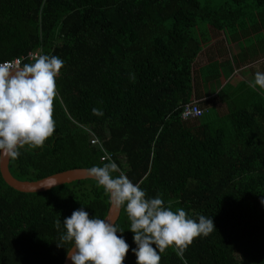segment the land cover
Wrapping results in <instances>:
<instances>
[{"label": "trees", "instance_id": "16d2710c", "mask_svg": "<svg viewBox=\"0 0 264 264\" xmlns=\"http://www.w3.org/2000/svg\"><path fill=\"white\" fill-rule=\"evenodd\" d=\"M249 12L264 26V0H0V63L64 61L55 130L9 159L11 175L35 182L110 158L148 198L213 220L183 259L169 247L160 264H264V89L232 76L253 41ZM232 45L242 52L215 59ZM187 103L202 114L184 118ZM109 206L94 180L24 194L0 175V264H63L71 245L57 246L55 222L81 207L104 219ZM115 224L130 246L123 264H136L123 208Z\"/></svg>", "mask_w": 264, "mask_h": 264}, {"label": "clouds", "instance_id": "9594fccd", "mask_svg": "<svg viewBox=\"0 0 264 264\" xmlns=\"http://www.w3.org/2000/svg\"><path fill=\"white\" fill-rule=\"evenodd\" d=\"M63 65L58 56L43 54L33 57L30 63H0V157L18 159L20 148L42 147L52 136L56 79ZM251 86L264 89V72L255 73ZM87 174L103 188L112 206L124 209L129 231L134 234L136 264H160L158 253L169 247L183 259L195 238L216 230L212 218L199 215L197 222L183 208L174 211L166 206L159 195L148 198L140 184H134L110 158L102 166L87 169ZM260 202L264 204V199ZM61 223L64 231L57 246L71 245L66 255L72 264H123L130 246L122 235H117L124 230L111 219L90 218L81 207L63 222L57 220L58 230Z\"/></svg>", "mask_w": 264, "mask_h": 264}, {"label": "crops", "instance_id": "0c3cea01", "mask_svg": "<svg viewBox=\"0 0 264 264\" xmlns=\"http://www.w3.org/2000/svg\"><path fill=\"white\" fill-rule=\"evenodd\" d=\"M262 15V13L255 12L254 14H247L245 15V18L243 20V23H241L242 26L249 27L252 26L255 28L254 30H251L250 37L253 39L252 43L247 46L242 52L240 48L237 45H232V48H230V52L224 53L223 56L215 58V59H221L224 58H230L231 55H236L240 52H242L246 58L245 64L242 67H234L233 66V75L235 77L241 78L245 83H248L250 86L254 83L255 79V73L256 72H264V26L261 24L259 20L254 19L255 16ZM256 36H259L258 39H256ZM204 54L202 55L203 58ZM223 58V59H224ZM208 60V57H207ZM242 60V59H241ZM252 87V86H251ZM259 86H256L257 88ZM259 89H261L259 87ZM262 90V89H261ZM199 95H207L206 91L203 89V87L197 90ZM212 98L214 95L211 96ZM210 106L217 111H221L220 109H224L225 106L223 103L221 104H213L211 103ZM220 115L223 113L219 112Z\"/></svg>", "mask_w": 264, "mask_h": 264}, {"label": "water", "instance_id": "95a60500", "mask_svg": "<svg viewBox=\"0 0 264 264\" xmlns=\"http://www.w3.org/2000/svg\"><path fill=\"white\" fill-rule=\"evenodd\" d=\"M10 158L0 157V175L4 183L11 189L24 194H36L46 192L52 188L70 184L82 180H94L87 174V169H72L53 174L35 182L20 181L15 179L9 172L8 164ZM95 181V180H94ZM120 215V208H116L110 204L105 218L111 219L114 223L117 222ZM104 218V219H105ZM63 264H72L71 260L64 258Z\"/></svg>", "mask_w": 264, "mask_h": 264}, {"label": "built area", "instance_id": "2783aa9c", "mask_svg": "<svg viewBox=\"0 0 264 264\" xmlns=\"http://www.w3.org/2000/svg\"><path fill=\"white\" fill-rule=\"evenodd\" d=\"M192 104H187L184 105L183 108V117H192V116H197V115H201L202 111L198 109V107L196 106H192ZM195 107V108H194ZM90 135H91V144L93 145H98V140L94 137V135L89 131ZM99 147V145L97 146Z\"/></svg>", "mask_w": 264, "mask_h": 264}, {"label": "bare ground", "instance_id": "6f19581e", "mask_svg": "<svg viewBox=\"0 0 264 264\" xmlns=\"http://www.w3.org/2000/svg\"><path fill=\"white\" fill-rule=\"evenodd\" d=\"M33 56V55H32ZM27 58V57H26ZM33 57H31V59H32ZM16 60H21V62L23 63L24 62V60L25 59H23V58H15L14 60H12V61H8V62H14V61H16ZM32 61V60H31ZM3 63V62H2Z\"/></svg>", "mask_w": 264, "mask_h": 264}, {"label": "rangeland", "instance_id": "374dc122", "mask_svg": "<svg viewBox=\"0 0 264 264\" xmlns=\"http://www.w3.org/2000/svg\"><path fill=\"white\" fill-rule=\"evenodd\" d=\"M220 110H222V109H220ZM223 112H224V109H223Z\"/></svg>", "mask_w": 264, "mask_h": 264}]
</instances>
